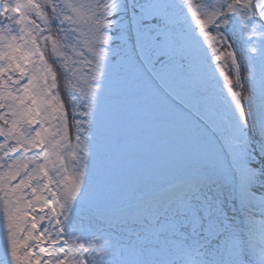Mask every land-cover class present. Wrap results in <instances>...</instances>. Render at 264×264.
Segmentation results:
<instances>
[{"label":"snow or ice","instance_id":"snow-or-ice-1","mask_svg":"<svg viewBox=\"0 0 264 264\" xmlns=\"http://www.w3.org/2000/svg\"><path fill=\"white\" fill-rule=\"evenodd\" d=\"M0 264H264V0H0Z\"/></svg>","mask_w":264,"mask_h":264},{"label":"rangeland","instance_id":"rangeland-1","mask_svg":"<svg viewBox=\"0 0 264 264\" xmlns=\"http://www.w3.org/2000/svg\"><path fill=\"white\" fill-rule=\"evenodd\" d=\"M63 82H61V84H62ZM61 95H62V97L65 99V103L67 104V102H68V99H67V97H68V94L63 90V87L61 88ZM69 119H70V121H71V112H70V109H69ZM73 134H74V129H73Z\"/></svg>","mask_w":264,"mask_h":264}]
</instances>
